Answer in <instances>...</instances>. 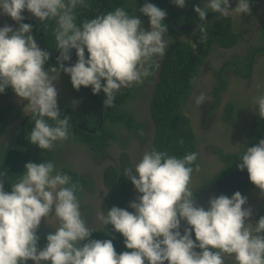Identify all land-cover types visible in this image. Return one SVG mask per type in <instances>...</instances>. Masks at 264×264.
Returning a JSON list of instances; mask_svg holds the SVG:
<instances>
[{"label":"clouds","instance_id":"obj_1","mask_svg":"<svg viewBox=\"0 0 264 264\" xmlns=\"http://www.w3.org/2000/svg\"><path fill=\"white\" fill-rule=\"evenodd\" d=\"M88 0H0V14L18 27L0 26V93L11 87L27 103L33 127L28 141L50 150L72 135L69 117L61 116L54 81L60 71L71 85L103 92L104 107H111L122 88L139 85L153 76L158 59L168 45L164 23L166 11L150 0L139 8L149 27L124 7H116L77 23L75 9ZM184 7L186 0H170ZM193 10L201 20L209 11L228 16L250 10V0H202ZM27 10L41 22L54 20L53 35L59 55L56 66L45 68L49 52L33 35V25L23 22ZM203 24L199 30L204 32ZM76 60L72 64L71 51ZM205 101L203 93L194 98ZM255 111L264 118V94L253 98ZM243 146L237 168L246 169L249 180L264 192V139ZM197 152L183 157L153 147L145 151L133 167L123 169L138 197L129 202L132 211L119 206L108 208L99 218L122 235L126 251L117 252L111 239H91L90 227L81 212L79 185L62 172L55 161H27L19 178L5 191L0 180V264H225L229 256L235 264H264V216L253 224L246 197L239 191L208 197L207 208L194 204L189 187ZM3 175V173H0ZM56 219L55 231L46 235V245L38 247L37 228L44 218ZM181 220L186 222L183 233ZM51 224V223H50ZM190 226V227H188ZM194 234V238H193ZM199 249V251H197Z\"/></svg>","mask_w":264,"mask_h":264},{"label":"flooded vegetation","instance_id":"obj_2","mask_svg":"<svg viewBox=\"0 0 264 264\" xmlns=\"http://www.w3.org/2000/svg\"><path fill=\"white\" fill-rule=\"evenodd\" d=\"M158 1L161 4L158 7H162L166 11V16L171 25L170 19L176 22L172 13L182 22V24L176 22L180 26L200 20L197 18L199 17L198 14L193 10V5L203 7L202 0H186L184 7H179L170 3V0H166L170 15L162 0ZM251 1L249 12L239 15L235 11H231L227 16L231 19L233 26L242 30L236 31L240 34V42L230 47L211 45L196 67L189 86L180 92L178 97H171L178 102L173 119L182 118L180 122L178 121L179 126L182 127L185 126L184 119L187 118L195 134L194 151L198 153L197 162L200 163L199 168L196 169L195 167L191 173L189 187L192 192L200 189L208 179L226 168V161L222 155L239 151L243 148L242 145L245 146L252 138L250 137L253 132L252 126L258 115L255 111L253 98L264 94V83L259 81L264 61V39L260 36L264 20V0ZM127 3L131 6L129 13L138 16L142 26L147 29L149 27L147 17L139 12L143 3L137 0H127ZM235 5L236 0L229 3L230 7H235ZM211 12L213 11H209L207 15ZM222 17L224 16L216 13L203 24L214 25V22ZM248 23L249 25H247ZM255 23L258 24V27L253 32ZM54 27L55 21L53 20L50 28L52 34ZM197 29L199 26L189 31L177 30L180 32L178 34L166 33L165 39L168 40V45L164 56L158 59L159 66L154 75L146 78L139 85L122 88L117 92L113 105L104 107L103 110L98 109L88 95L86 88L85 91L82 87L79 89L81 91L74 89L69 75L62 70L59 79L54 81L58 93V108L61 111V116L67 115L69 117L72 135L68 140L57 143L50 150H42L35 144H32V148L36 149L35 156L40 159L46 157L55 161L59 170L70 175L73 182L79 185L77 196L81 204V212L90 227L97 228L103 224L99 217L106 215L103 211V202L106 199L116 203L117 201L113 199L118 198L120 199L118 202L120 207L132 211L129 202L135 200L139 193L130 179L123 174V169L133 167L145 151L154 147L158 124L156 110L158 112L159 108L166 107V105L159 103L156 108L154 100L159 91L158 87L162 83H167L165 81L168 80L165 74V64L170 58L168 55L170 43L177 38L191 40L194 31ZM251 32L253 35H250ZM50 51L56 53L53 50ZM73 51L74 49L71 51V56ZM250 52L252 58L249 61L251 66L249 77L240 74V72L235 73L231 69L232 65L229 60H237L239 57L247 58ZM56 55L58 56L59 53ZM75 60L76 55L73 57L72 63ZM54 62L52 64L46 62L45 68L56 66V61ZM65 63L70 64L68 61ZM201 93L204 94L205 101L198 106L195 104L194 98ZM160 101L162 102L161 99ZM26 103L27 101L19 98L10 86L6 87L3 93H0V107H8L13 104L17 106V109L13 110V114L8 116L4 130L0 135V161L4 158V152L9 147H24L25 154H29L26 138L32 128L29 125L33 120L30 114L24 111ZM87 105L92 108L98 118L94 127H88L78 122L84 119ZM113 108L116 109L115 115L103 113L104 111L109 112ZM71 113H75L77 119ZM163 114H167V112H163ZM130 120H132L133 125L129 124ZM26 121H28L27 127L29 128L27 130L29 132L25 134L24 124ZM73 127L83 133L92 134L94 139L100 140L101 147L92 148V145L86 143L81 133H76ZM161 151L163 150L161 149ZM168 153L172 155V152L169 151ZM34 162L36 161L34 160ZM10 170L12 168L0 170V173H3L0 175V180L4 182L5 191H7L5 175ZM18 178L9 182V190H11L10 184ZM241 194L246 197V204L242 207L251 209L252 215L249 219L254 224L257 214L255 206L264 200V192L253 185ZM51 217L49 218L51 224L42 218L37 228V235L40 240L38 241L39 248L46 245V235L55 231L57 222L54 216ZM26 264H33V261L28 260ZM41 264H46V262H41ZM225 264H235V261L232 257L226 256Z\"/></svg>","mask_w":264,"mask_h":264},{"label":"trees","instance_id":"obj_3","mask_svg":"<svg viewBox=\"0 0 264 264\" xmlns=\"http://www.w3.org/2000/svg\"><path fill=\"white\" fill-rule=\"evenodd\" d=\"M141 3H144L145 0H137ZM102 0H88L87 4L83 6H78L76 9V17L77 23L84 19L94 18L99 10V6L101 5ZM150 2L154 3L155 5H159L160 2L158 0H150ZM253 2V0L251 1ZM161 5V4H160ZM253 6V5H252ZM116 7H124L126 11L131 10V6L127 3V0H107L101 14L106 13L107 11L113 10ZM162 8V7H161ZM100 14V15H101ZM173 18H175L177 24H182V22L172 13ZM199 18V17H197ZM33 25L32 32L36 38L37 33V23L35 21L27 22ZM53 23V20L45 21L44 27L41 31V43L47 50H53L56 53H59L52 45L50 28ZM164 23L168 27V34H178L179 31L175 30L173 26L170 24L167 16L164 18ZM249 25V23L247 24ZM202 27L204 28V32H201L199 29L195 30L191 40L180 39L177 38L170 43V50L168 55V61L165 64V74L167 76V83H162L160 87H158L159 91L157 92L154 100V106L157 108L160 104L166 105V107H162L156 110V121H157V131H156V140L154 142V147L158 150H165L166 152H172V155L177 157H183L186 153L195 152L194 150V140L195 134L192 131L191 125H189V120L187 118L184 119L185 126H179L180 118L179 119L174 117V111L178 104L176 100L171 99L176 98L179 96L180 92H182L192 80V77L195 73L196 67L198 66L199 62L202 60L204 55L208 52L209 48L213 44H217L219 47H230L231 45L240 42L239 41V33L236 31H242L237 26H233L231 19L227 16L219 18L217 21L212 24H203ZM261 34L262 38L264 39V20L261 26ZM37 40V39H36ZM252 50V49H251ZM249 57V58H248ZM247 58L239 57L237 60H229V63L232 65L231 69L235 73H239L249 77L251 74V66L249 61L252 58V53L248 55ZM56 59L49 57L48 61L49 64L55 63ZM221 81V80H220ZM87 90L88 95L94 101L96 106L99 110H103L104 105L103 101L105 99L104 93L101 91L98 94H93L91 91V87H85ZM81 91V90H79ZM162 100V102L160 101ZM171 107V108H170ZM16 105H9L0 107V135L2 134L5 124L7 122L8 116L13 114V110H16ZM86 114L84 115V119L81 121L77 120L78 122L83 123L85 126L94 127L97 122L98 118L96 117V113L92 111V108L87 105ZM163 112H167V114H163ZM104 114L109 113L111 115L116 114V109L113 108L109 110V112L104 111ZM72 116H75V113H71ZM159 114V115H158ZM258 114V113H257ZM113 116H111L112 118ZM172 118V120H171ZM77 119V116H75ZM114 119V118H112ZM29 120V118H28ZM179 121V122H178ZM27 122L24 124L25 134L31 130H27L29 127H33V121L27 127ZM130 125H133L132 120L129 121ZM264 129V118H261L259 115L254 120L252 126V133H251V140L245 146H251L254 143H257L262 131ZM73 130L77 133L80 132L84 141L89 145H92V148L97 149L101 147L100 140H96L93 138L92 134L83 133L82 131L77 130L73 127ZM113 136V135H112ZM26 142L28 143V155L25 154V148L21 147H9L4 152V158L0 161V170L3 169H11L7 175H5V184L7 187V191H10L8 186L9 182L17 178L21 175L22 170L24 169V164L27 161H36L40 162L41 160H49L48 158H39L35 156L36 149L32 148V144L29 143L28 139L26 138ZM243 151V148L235 153H228L226 155H222V158L226 161V168L222 171L216 173L213 177L208 179L206 183L198 190L192 192L193 199L197 197L204 189L210 186L212 183L217 181L223 175L228 173L229 171L233 170L237 167V164L240 162V154ZM200 163V162H199ZM199 163L196 162L193 164V169L195 167H199ZM67 171V170H64ZM68 172V171H67ZM252 182L248 183L243 188L239 189L240 193H244L249 187L253 186ZM117 201L116 203H112L110 200L106 199L103 202L104 205V212L107 213L108 208L112 206H119L118 202L120 199L115 198L113 199ZM122 204V203H121ZM257 209V214L255 216V222L260 216H264V200L257 203L255 206ZM96 230L92 232L91 239H111L115 250L119 253L121 251H126L123 237L120 233L113 230L111 224L104 225L102 224L100 227L95 228ZM194 238V234H193ZM40 241V240H39ZM199 251V249H197Z\"/></svg>","mask_w":264,"mask_h":264},{"label":"water","instance_id":"obj_4","mask_svg":"<svg viewBox=\"0 0 264 264\" xmlns=\"http://www.w3.org/2000/svg\"><path fill=\"white\" fill-rule=\"evenodd\" d=\"M106 1L107 0H102L96 16H98L100 14V12L102 11ZM231 1H233V0H229V3H231ZM162 2L164 3L165 7H167L168 14L170 15V9H169V6L167 5V1L162 0ZM214 14H216V13L211 12L210 14L206 15L204 20L200 19L197 22H194V23L189 24V25H183V26L177 25L176 22H174L172 19H170V21L172 23V26L176 30L189 31V30H192L195 27L203 24L205 21H207ZM23 15L25 17L23 22L27 23L30 21H35L37 23V33H36L37 43L42 49H46L41 43V36H40L45 22H41L39 20V18L35 17L33 14H31L27 10H25L23 12ZM3 24L11 25L14 28L18 27L17 22L14 21L11 17H9L6 14H0V26H2ZM47 51L50 54L49 57L57 58L56 53L49 51V50H47ZM74 56H75V50L73 51L72 56H70V60L68 61V62H70V64H72ZM81 87L83 88V91H85L84 90L85 87L84 86H81ZM90 102H91V104H93V102L91 100H90ZM260 139H264V129H263L258 141ZM258 141H257V143H258ZM250 182L251 181L248 178V173H247L246 169L242 170V169L235 167L233 170H231L229 173H227L224 176H222L221 178H219L217 181H215L210 186H208L206 189H204L197 197H195L194 198V204H196L198 206H204L205 208H207V206H208L207 201H208L209 196L219 195V194H225V195L230 196L233 192L238 191L239 189H241L243 186L247 185ZM186 226H187L186 222L184 220H181V225H180L181 233H183L184 227H186ZM188 227H190V226H188ZM164 264H167V261H165Z\"/></svg>","mask_w":264,"mask_h":264},{"label":"rangeland","instance_id":"obj_5","mask_svg":"<svg viewBox=\"0 0 264 264\" xmlns=\"http://www.w3.org/2000/svg\"><path fill=\"white\" fill-rule=\"evenodd\" d=\"M257 25H258L257 23L254 24V26H253L254 27L253 32L257 29V27H258ZM253 32H251L250 35H253ZM50 34H51V29H50ZM51 41H52L53 47L56 49V42H55V39H54V35L53 34L51 35ZM260 76L261 77H260V80L259 81L261 83H264V61H263V65H262V68H261V75ZM198 168L199 167H196V169H198ZM49 218H52V217L50 216Z\"/></svg>","mask_w":264,"mask_h":264},{"label":"bare ground","instance_id":"obj_6","mask_svg":"<svg viewBox=\"0 0 264 264\" xmlns=\"http://www.w3.org/2000/svg\"><path fill=\"white\" fill-rule=\"evenodd\" d=\"M251 53V52H250ZM248 57V56H247ZM249 58V57H248ZM234 131V130H233ZM236 132V131H235ZM233 139V138H232Z\"/></svg>","mask_w":264,"mask_h":264}]
</instances>
